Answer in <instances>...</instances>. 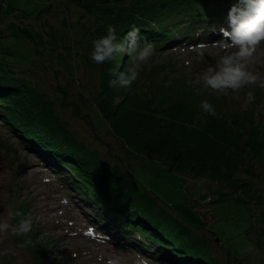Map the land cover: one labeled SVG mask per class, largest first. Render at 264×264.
I'll use <instances>...</instances> for the list:
<instances>
[{
  "label": "trees",
  "instance_id": "1",
  "mask_svg": "<svg viewBox=\"0 0 264 264\" xmlns=\"http://www.w3.org/2000/svg\"><path fill=\"white\" fill-rule=\"evenodd\" d=\"M68 1L79 10L76 22L80 36L74 40L70 27L68 32L58 34L43 20L47 47L52 53L57 40L63 37L61 45L68 56L62 55L63 52L57 56L67 63L75 59L74 46L79 44V54L89 66L91 62L99 78L92 103L109 122L114 135L122 140L125 153L157 159L169 170L185 172L190 180L195 178L198 184L207 183L213 196L207 194L202 201L231 200L247 205L249 220L243 230L249 242L242 254L258 248L264 251V119L257 111L262 95L255 89L247 103L242 100L232 107L210 101L217 112L212 116L201 109L199 100L204 97L199 98L192 82L198 71L209 60L213 61L210 55L204 53L201 58L198 52H193L197 57L193 54L187 63L173 57L154 59L155 51L221 38L213 32L222 34L220 26L228 27L227 9L234 0ZM46 3L45 9L49 10L55 1L46 0ZM1 5L6 4L1 2ZM109 23L116 26L120 35L135 25L140 29L141 43L147 40L154 45L150 61L143 63L131 86L108 84L115 75L111 69L116 66L117 71H126L132 63L131 55L119 57L120 66L113 59L100 64L90 59L92 40L105 34ZM36 31L26 32L29 42L43 39L37 28ZM39 47L42 46L36 47L37 52ZM13 63L16 62L0 58V117L29 151L35 152L58 176L70 178L69 183L73 181L70 184L79 195L92 202L97 208V222H94L104 230H99L100 233L108 238L116 236L114 241L109 238L112 243L148 253L163 264H246L241 254L229 249L226 263L218 258L212 250L216 234L210 233L214 231L192 224L182 216L172 214L173 221L163 218L160 213L165 210V203L149 193L141 198V187L126 169L124 158L108 152L114 160L106 159L77 139L59 113L58 101L40 90ZM173 66L186 70L184 73L193 87L162 69ZM70 67L71 62L67 68ZM249 85L239 89L252 90ZM65 97L62 96L61 105L73 102V114L85 118L79 112V102L77 105L73 100L67 102ZM25 205L20 203L16 208L23 214ZM27 236L33 244L22 245L25 237L12 234L13 240L31 253L34 264H43L48 245L34 230ZM262 258L264 262V254Z\"/></svg>",
  "mask_w": 264,
  "mask_h": 264
},
{
  "label": "rangeland",
  "instance_id": "2",
  "mask_svg": "<svg viewBox=\"0 0 264 264\" xmlns=\"http://www.w3.org/2000/svg\"><path fill=\"white\" fill-rule=\"evenodd\" d=\"M54 1L51 9L46 10V0H0V58L15 61L16 63L11 64L14 68L23 70L24 75L33 84L58 101L60 105L57 109L66 119L68 127L77 139L106 159L114 160V156L108 155V152L124 158L122 162L126 165V169L141 187V198L148 197L149 193L165 203V210L160 213L163 218L173 221L175 219L172 214L176 217L182 216L192 224L214 231L210 234H216L217 240L216 244L212 245V250L225 263L229 259L227 257L229 250H232L236 254H241V260L246 264H264L262 258L264 251L261 248L251 249L242 254L247 250L249 242L243 230L249 220L247 205L237 204L231 200L217 203L202 201L207 194L213 196V191L211 189L208 191L207 183L198 184L195 178L190 180L185 172L169 170L157 159L125 153L121 147L122 140L114 135L109 122L99 114L92 103L93 96L98 90L99 78L91 62L89 66L79 54L81 53L79 44L74 46L75 59L68 60L71 62L70 68H67L69 66L67 58V63H63L58 58L61 52L65 57L68 56L62 47L63 37L57 40V47L52 53L47 47L48 34L44 31V27L42 28L43 20L49 22L58 34L68 32L70 27L74 40L80 36L79 25L76 22L79 10L68 0ZM1 2H5L6 5H1ZM63 20L67 23H63ZM36 28L40 38L43 39L31 43L27 40L26 32L30 31L33 34L37 32ZM209 41L204 44L203 49L200 48L201 44H196L179 46L173 50L155 51L154 59L160 61L173 57L187 63L192 59L193 52L199 53L203 50L206 56L210 55L213 58V61L209 60L206 63L208 67L214 65L221 55L232 50L220 49L214 41ZM39 44L42 47H39L37 52L35 49ZM196 57L194 54V58ZM150 59L146 62L148 63ZM120 65L121 63L118 64ZM204 66L198 73H203L207 69ZM171 68L173 69L162 67L167 73L183 79L187 85L192 86L190 77L185 75L186 70L183 67ZM248 68L258 75V79L249 85L253 87L252 90L246 92L243 88L215 90L203 86L198 93L199 98L204 97L203 99L211 102L217 101L216 104L220 103L223 107L227 105L232 107L242 100L244 104L247 103L257 89L262 95L257 111L264 119V41L256 46L255 52L248 58ZM243 92L246 94H242ZM63 95L66 96L67 102L70 100L75 101L74 104L79 102V112L85 114V118L73 114V102L61 105ZM39 159L35 152L29 151L23 145L0 117V217L6 215L7 209L16 208L20 203L28 206L25 215L33 219L32 230L39 238L44 239L45 245H48V250L43 256V264L57 262L105 264L107 258L115 254H119L121 264H136V260L140 258L135 256L133 251L124 250L109 241L110 239L103 241L95 234H89V224L94 226L95 231L104 230L94 222L95 220H88L86 213L80 211L75 204L73 198H76L78 193L74 191V196L68 193V188H72L70 183L73 181L69 183L70 178L57 177ZM84 202L92 205L91 201L84 199ZM202 231L204 232V229ZM113 238L115 240L116 236ZM50 239L54 240V243ZM4 249L9 251L0 254V262L35 263L31 253L15 242L10 232L0 234V252ZM142 257L146 259V264H163L149 258L148 253H142Z\"/></svg>",
  "mask_w": 264,
  "mask_h": 264
},
{
  "label": "clouds",
  "instance_id": "3",
  "mask_svg": "<svg viewBox=\"0 0 264 264\" xmlns=\"http://www.w3.org/2000/svg\"><path fill=\"white\" fill-rule=\"evenodd\" d=\"M228 27L220 26L222 37L215 40V45L220 49H232L219 57L214 65H210L203 73H197L192 81L194 91L199 93L201 87L209 89L237 90L245 84H250L258 79L257 73L249 70L248 58L256 50V46L264 41V0H234L227 9ZM140 29L133 25L123 35L118 34L114 24L106 26V32L92 40L90 59L97 64L113 59L119 63V57L124 54L131 55L132 63L128 69L117 71L114 66L111 71L115 73L108 80L109 86H131L139 75L141 67L154 52L151 41L144 40L141 43ZM205 45L202 43L200 48ZM198 55L203 58L201 50ZM201 109L209 115L216 116V108L207 99L200 101ZM14 217H19L15 222ZM33 229L31 216L22 214L19 208H9L6 215L0 217V234L12 233L24 236L22 245H31L33 240L27 236ZM9 250L4 249L0 254H6ZM105 264H121L119 254L110 256ZM136 264H146L141 259Z\"/></svg>",
  "mask_w": 264,
  "mask_h": 264
},
{
  "label": "bare ground",
  "instance_id": "4",
  "mask_svg": "<svg viewBox=\"0 0 264 264\" xmlns=\"http://www.w3.org/2000/svg\"><path fill=\"white\" fill-rule=\"evenodd\" d=\"M213 33H215L216 35L222 37V34H220V33H218V32H213ZM197 38H198V39H202L201 36H197ZM44 166H46L48 169H50L46 164H44ZM50 170H51L52 173H54L57 177H61V176H58V175L56 174V172H54L52 169H50ZM61 178H62V177H61ZM63 178H65V177H63ZM63 182H64V181H63ZM66 183H68V182L66 181ZM70 185H71V184H70ZM74 191L78 193V191H77L76 189H74L73 187H72V188H71V187L68 188V193L71 194V196H74V195H75V194H74ZM73 199H74L75 204L78 205V208L80 209V211H82L83 213H87V214H89V217L97 222V216H96V214H97V210L94 209V207H93L91 204H89V203H85V202H84V198L81 197V196L79 195V193L77 194L76 198H73ZM27 207H28V206L25 205V210H24V213H23L24 215L26 214ZM93 209H94V210H93ZM87 214H86V215H87ZM111 234H112V231H111ZM110 237L112 238V241H114L113 236H112V235H111V236L109 235V238H110ZM102 240H103V241H104V240H108V238H107V237H103ZM53 243H54V240H53ZM124 250H127V249H124ZM129 251H133V253H134L135 256H138L141 260L146 261V259L142 257V253H141V252H137V251H135V250H129ZM149 258H151V257H149ZM151 259H152V258H151ZM152 260H153V259H152ZM146 263H147V261H146Z\"/></svg>",
  "mask_w": 264,
  "mask_h": 264
},
{
  "label": "snow or ice",
  "instance_id": "5",
  "mask_svg": "<svg viewBox=\"0 0 264 264\" xmlns=\"http://www.w3.org/2000/svg\"><path fill=\"white\" fill-rule=\"evenodd\" d=\"M89 231H91V229H89Z\"/></svg>",
  "mask_w": 264,
  "mask_h": 264
},
{
  "label": "water",
  "instance_id": "6",
  "mask_svg": "<svg viewBox=\"0 0 264 264\" xmlns=\"http://www.w3.org/2000/svg\"><path fill=\"white\" fill-rule=\"evenodd\" d=\"M216 240H217V237H216Z\"/></svg>",
  "mask_w": 264,
  "mask_h": 264
}]
</instances>
